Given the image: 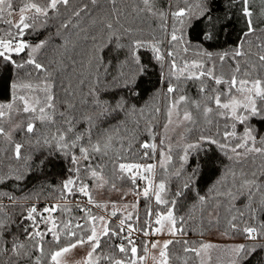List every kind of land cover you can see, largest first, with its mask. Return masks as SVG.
<instances>
[{"label":"snow or ice","instance_id":"obj_1","mask_svg":"<svg viewBox=\"0 0 264 264\" xmlns=\"http://www.w3.org/2000/svg\"><path fill=\"white\" fill-rule=\"evenodd\" d=\"M73 2L0 0V25H7L0 27V72L7 74V78L0 76L6 94L0 101V139L11 146L10 156L0 146V264H70L67 255L85 246L87 255L76 264H145L149 257L154 264H172L169 246L177 244L185 254L176 257L181 264H210V253L218 246L185 237L189 231L203 237L206 231L219 230L222 222L221 235L246 241L223 246L227 264H252L253 260L261 264L264 135L251 120L264 121V0L255 19L252 0H224L229 7L239 5L245 27L236 45L223 51L209 50L233 24L234 13L221 7L220 0H131V13L117 9V0H103L113 7L105 10L101 31L106 30L107 40L96 51L114 44L117 51L126 52L115 67L99 58L87 94L84 79L73 88L71 80L65 83L66 76L58 78L67 72V41L58 45L64 49L59 59L44 61L40 56L49 41L26 39L59 19L62 8L71 9V15L57 31L67 29L81 13L90 15L102 0H76L75 7ZM133 13V22L156 21L155 26L148 24L150 39L144 37L143 28L121 22V17ZM15 15L19 18L14 23ZM195 29L199 31L193 41ZM125 38L127 43H122ZM140 50L151 53L166 86L163 135L153 123L161 108L146 113L132 98L140 95V77L151 66L143 62ZM96 60L93 53L88 67ZM101 82L106 92L117 94L101 97L97 92ZM189 83L197 88L198 99L190 95ZM78 95L81 107H77ZM130 121L135 129L129 130ZM141 121L148 136L143 141L137 135ZM201 122L214 125L216 131L208 135L202 131L191 139L187 133ZM180 127L184 133L174 144L167 133ZM18 133L35 151L22 154L24 143L16 140ZM211 146L230 163L202 192L198 181L214 163L208 156ZM57 154L69 165L64 178L47 186V196L42 188L29 189L25 181L32 171L43 172ZM6 159L16 164H6ZM118 181H130L131 187L125 191ZM104 189L120 193V199L96 201L94 190ZM129 192L136 200L124 203ZM117 216L118 223L113 224ZM163 235L172 239H152Z\"/></svg>","mask_w":264,"mask_h":264},{"label":"trees","instance_id":"obj_2","mask_svg":"<svg viewBox=\"0 0 264 264\" xmlns=\"http://www.w3.org/2000/svg\"><path fill=\"white\" fill-rule=\"evenodd\" d=\"M83 2L88 3V0H83ZM19 4H17V7ZM76 6V0L73 2V7ZM132 2L131 0H117L115 7L117 9H124L127 13L132 12ZM180 6H183V3H180ZM220 6L223 7L226 11L230 13H234L233 15V24L231 28L228 30L227 35H221L219 37V40L216 41L212 47L209 49L211 51H223V50H230L232 46L236 45L238 37L241 34V31L244 29V24L241 21L240 13H239V5H236L234 7H229L226 5L224 0H220ZM113 5L109 3H104L102 0V3L97 6L96 9L92 10L90 15H85L84 13H81L80 17H74L72 18V23L69 24V27L67 29H60V23L63 20H68L71 15V9L68 11H65L63 8L61 9L62 15L59 19L53 20L49 22V25L46 29H41L38 33L33 34L30 37H26V39H30L32 42H39L40 40L47 39L49 41L47 47L42 50V54L40 56L41 60L47 61L48 59H59L62 54H64V49L58 47V45L63 44L65 41L68 42L67 48L68 51L65 55V64L67 67V72L64 74H58V78H62L63 76H66L67 79L65 80V83L68 82V80L72 81L73 88L77 87L79 79H84L85 86L83 88L84 94H87L89 90V86H91L92 82L95 79L96 72H95V64L99 62V58L102 56L105 63L108 61L112 62V65L115 67V65L118 63V61L123 60L125 57L126 50H119L117 51L115 48V45H109V47L104 48L102 51H96L100 47L102 43H104L107 40L106 30L101 31L103 25L101 21L106 18L105 10L110 11L112 9ZM252 10L254 12V19L256 16L257 11L260 7V0H255V4L251 5ZM89 9H92V5L89 3ZM51 15V13H50ZM223 15V12L221 13ZM133 16L128 15L127 18L121 17V22L124 23L126 26H132L134 28H143L144 32L143 35L146 39H150V34L148 30V24L151 23L153 26H155L156 21H141L136 20L133 22ZM93 19H95V23H93ZM73 25H76L75 27ZM0 27H7V25H0ZM199 29H195L192 31L191 39L193 41L196 40L197 32ZM95 36L96 39L93 41L92 37ZM254 40V37H253ZM122 43H127V39H123L121 41ZM245 50L247 51L249 48V45H244ZM252 51L254 52L255 49L253 48ZM95 53V56L97 57V60L93 62V66L91 68L88 67V61L92 57V54ZM139 55L142 57V60L146 64H150L151 66L147 70V74L140 77V95L133 96L132 98L136 101V103L145 109L146 113H152L153 109L157 106L161 108V114L158 117V120L153 121V123L156 125V131L159 130L161 127V124L165 118L164 116V110L167 104V99L163 95V93L166 91V86L161 81V69L158 64L152 59L151 53L145 50H140ZM190 55H192L190 53ZM68 57H71L77 61L75 65L72 64V59H68ZM254 58V57H253ZM227 68V66H225ZM73 68H75V72L73 73ZM102 71V70H101ZM82 74V75H81ZM0 76H4L7 78V74L0 72ZM103 77L101 76V80ZM110 79V78H109ZM4 83L2 80H0V101L4 100L6 98V94L3 91ZM105 85L101 82L97 86V92L101 97H110L116 95V91H105L104 90ZM188 88L190 90V95L192 93L194 94V98L198 99V91L197 88H194L191 83H189ZM117 91H120L119 89ZM61 97L63 98V92H60ZM85 98H87L85 96ZM80 96H77V107H81L79 104ZM133 120L136 119L135 117L132 118ZM221 125H223L224 121L220 122ZM251 123L258 127L261 134L264 135V121L258 119V118H252ZM7 127V126H6ZM79 127L83 128L85 125L81 124ZM141 131L137 132V135L140 137L141 141L147 140L148 136L146 133L142 131L144 127V122L141 121ZM129 130L135 129V124H133L131 121L128 124ZM238 130H242V127L238 126ZM203 131V134L208 135L210 133H214L216 131L215 126H208L203 124L202 122L193 127L192 131L187 133L188 136L191 139L197 138L199 135H201V132ZM221 131H223V128H221ZM121 135L124 134L123 127L120 129ZM219 138V137H218ZM16 140L18 142H23L24 147L22 148V154H27L30 151H35L32 144L24 142L22 140V134H16ZM0 146L7 148L8 152L6 155H11V146L7 144V141H3L0 139ZM136 147L138 148L139 145L137 144ZM205 148L207 149L208 146L205 145ZM143 151V150H141ZM178 153L176 154L175 163L178 165ZM208 156H211L214 160V163L210 168L205 169L203 175L200 177L198 183L199 187L202 190V192H207V190L212 186V184L216 181L217 177L221 174L223 168L225 165H228L230 161L227 159V157L223 156L215 146H211V151L208 152ZM204 153H201V159H204ZM5 163H11L16 164V161L14 159L12 160H5ZM257 163H259V159L257 160ZM68 164L65 162L62 156L57 154L56 156H53L50 158L47 166L44 168L43 172L39 170H33L32 173L29 175L28 180L25 181V183L28 184L29 189H43L44 195L47 196L48 189L47 186L49 184H58L60 181L64 178L65 174L67 173ZM118 184H123L124 188H130L131 182L130 181H123L117 182ZM172 189L175 190V181L172 184ZM75 203V201H73ZM141 208H143V205L145 204V201L141 199ZM43 204H41V207ZM18 211V209H17ZM77 215H82V213H75ZM56 215H59L57 213ZM141 216H143V211L141 210ZM199 216V213H197V217ZM27 223V222H25ZM198 224V221L194 224L196 226ZM212 230H217L221 232L223 230V222L221 223V228L218 230L216 228L211 229L210 231H206L203 235L205 237L208 235ZM203 237H201L198 232L195 231H189L188 236L185 237L186 239H191L195 241L201 240ZM230 237V236H228ZM231 238H242V237H231ZM118 242V241H117ZM102 247L105 249V251H108V244L106 242L102 243ZM169 252L173 256L172 264H181V261L179 259H176V257H183L185 254L183 252V248L181 245H170L169 246ZM141 255L143 252L140 253ZM37 255H39L37 253ZM261 260V264H264V253H260L259 256ZM46 264V262H45ZM189 264H193L192 261H189ZM252 264H256V260L252 261Z\"/></svg>","mask_w":264,"mask_h":264},{"label":"rangeland","instance_id":"obj_3","mask_svg":"<svg viewBox=\"0 0 264 264\" xmlns=\"http://www.w3.org/2000/svg\"><path fill=\"white\" fill-rule=\"evenodd\" d=\"M252 4H255V0H252ZM18 15L13 16V22L15 23L18 20ZM194 88H196L193 85ZM194 98V94L192 93L191 95ZM195 99V98H194ZM165 119L163 120L161 127L157 131L159 134L163 135V124L165 122ZM184 133V128H176L175 131H169L167 134L172 137V141L175 144L176 142L180 141L181 134ZM188 135V134H187ZM160 136H157V143L159 142ZM179 160V158H178ZM139 183V181H138ZM125 191L128 190V188H124ZM94 198L98 202H103L105 200H119L120 199V193L118 192H110L106 189L104 190H94L93 192ZM80 199H86L83 197H80ZM136 197L129 192L127 197L124 199V203H131L135 202ZM141 203V200H140ZM112 209L109 208L108 211H111ZM94 211H100L98 209H94ZM119 216L112 218V223H118ZM154 240H167V239H172V237L163 235V236H156L153 237ZM205 242L212 243L214 245H217L218 247L215 248L214 250L211 251L210 255L212 257L210 264H227V253L224 250L223 246L224 245H233V244H239V243H245L246 241L243 238H231L225 235H221V232L217 230H212L208 235L202 238ZM89 248L88 246H85L83 248H77L73 250L72 253H69L66 257L68 261H70V264H76V261H82L83 258L87 255ZM143 255V254H142ZM157 259H158V252L156 253ZM206 259V257H205ZM145 264H154V260L149 257L146 261Z\"/></svg>","mask_w":264,"mask_h":264},{"label":"built area","instance_id":"obj_4","mask_svg":"<svg viewBox=\"0 0 264 264\" xmlns=\"http://www.w3.org/2000/svg\"><path fill=\"white\" fill-rule=\"evenodd\" d=\"M141 239H143V237H141ZM152 239H153V237H152Z\"/></svg>","mask_w":264,"mask_h":264}]
</instances>
